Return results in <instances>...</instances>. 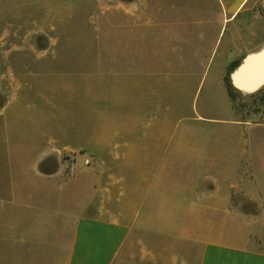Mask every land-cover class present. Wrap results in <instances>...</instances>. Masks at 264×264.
<instances>
[{"label":"crops","instance_id":"0c3cea01","mask_svg":"<svg viewBox=\"0 0 264 264\" xmlns=\"http://www.w3.org/2000/svg\"><path fill=\"white\" fill-rule=\"evenodd\" d=\"M97 1L3 75L0 264H118L137 233L149 264H264V128L207 140L191 123L213 34L251 0ZM239 34L227 50L260 47Z\"/></svg>","mask_w":264,"mask_h":264},{"label":"rangeland","instance_id":"374dc122","mask_svg":"<svg viewBox=\"0 0 264 264\" xmlns=\"http://www.w3.org/2000/svg\"><path fill=\"white\" fill-rule=\"evenodd\" d=\"M234 1L232 5H237L240 0ZM184 2H188V0H181L182 4ZM217 3L219 4L217 9L223 13L221 4L218 1ZM99 5L97 0H0V110L6 101L3 91L11 88V84L4 81L3 75L11 69L12 60L19 59L20 62L29 60L31 65H36L32 61L36 59L37 55L44 53L43 49H46L48 54V27L56 24L75 32L77 22L89 19ZM246 9L241 11L235 23L225 24L219 36L214 35L215 32L213 34L214 59L212 66L209 67V74L206 75L208 77L200 86L195 99L197 116H200V119L191 122L197 125L198 139L229 141L242 138V127H240L242 125L250 129L253 127L264 128V83L257 92L242 93L232 82L233 74L245 63L248 55L264 49V0H251ZM234 27L240 29L239 38L249 37L255 42H260V47L255 51L248 52L242 51L239 46L232 45L227 50L230 34ZM80 28L82 32L88 30L85 27ZM207 29L209 28L207 27ZM251 32H254V35H251ZM243 33L246 35L244 34V36ZM18 45L22 47L19 53L16 49ZM14 52L17 55L14 56ZM220 62L221 65L217 66ZM233 62H238L229 73L231 83L238 93L235 106L226 93L223 81ZM21 69H23L22 66ZM216 79L223 86V96L218 93L220 89L218 90L215 85ZM211 80H214L213 92L215 96L212 99L213 102L208 98L212 105L202 110V104L209 97L207 90H209ZM191 117H193L192 112ZM185 125L186 123L182 122L180 127H177L181 130L176 131V136L183 133L182 129ZM251 130L245 131L246 138L252 135ZM4 131V121L0 115V192L5 189L4 178L6 176ZM237 131L240 135L236 134ZM259 132L264 133V131ZM171 134L172 132L168 133L166 137H170ZM261 138L264 139V135ZM232 150L233 148L230 147L229 152ZM90 164L91 162L88 165L90 166ZM66 173L71 176L72 172L69 167L66 168ZM146 244L154 249L158 247L155 238L140 233L135 234L132 241L124 249L118 264H149L150 262L145 257L147 254Z\"/></svg>","mask_w":264,"mask_h":264},{"label":"bare ground","instance_id":"6f19581e","mask_svg":"<svg viewBox=\"0 0 264 264\" xmlns=\"http://www.w3.org/2000/svg\"><path fill=\"white\" fill-rule=\"evenodd\" d=\"M232 82L242 93H253L264 83V49L250 54L233 74ZM257 92V91H256Z\"/></svg>","mask_w":264,"mask_h":264},{"label":"trees","instance_id":"16d2710c","mask_svg":"<svg viewBox=\"0 0 264 264\" xmlns=\"http://www.w3.org/2000/svg\"><path fill=\"white\" fill-rule=\"evenodd\" d=\"M238 64V62H233L231 63L230 67H229V71L226 73V75L223 78L224 81V85H225V89H226V93L230 99V101L233 103V105L235 106V102L238 99V93L235 91L231 80H230V71L235 68V66ZM258 94H261V92H258Z\"/></svg>","mask_w":264,"mask_h":264},{"label":"built area","instance_id":"2783aa9c","mask_svg":"<svg viewBox=\"0 0 264 264\" xmlns=\"http://www.w3.org/2000/svg\"><path fill=\"white\" fill-rule=\"evenodd\" d=\"M86 164L88 165L89 164V161H86ZM70 170H72V165L69 166Z\"/></svg>","mask_w":264,"mask_h":264},{"label":"water","instance_id":"95a60500","mask_svg":"<svg viewBox=\"0 0 264 264\" xmlns=\"http://www.w3.org/2000/svg\"><path fill=\"white\" fill-rule=\"evenodd\" d=\"M234 85V84H233ZM259 89V88H258ZM257 91V90H256Z\"/></svg>","mask_w":264,"mask_h":264}]
</instances>
